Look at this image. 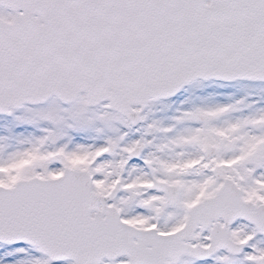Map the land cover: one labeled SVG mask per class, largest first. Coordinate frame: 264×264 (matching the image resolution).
Wrapping results in <instances>:
<instances>
[{"label":"snow or ice","instance_id":"1","mask_svg":"<svg viewBox=\"0 0 264 264\" xmlns=\"http://www.w3.org/2000/svg\"><path fill=\"white\" fill-rule=\"evenodd\" d=\"M0 264H264V0H0Z\"/></svg>","mask_w":264,"mask_h":264}]
</instances>
